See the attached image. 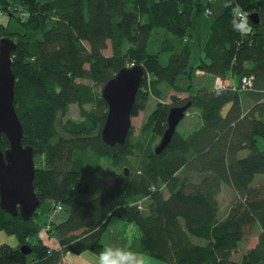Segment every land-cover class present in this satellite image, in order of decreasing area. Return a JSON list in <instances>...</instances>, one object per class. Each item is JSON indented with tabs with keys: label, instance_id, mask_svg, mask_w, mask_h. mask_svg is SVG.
<instances>
[{
	"label": "trees",
	"instance_id": "obj_1",
	"mask_svg": "<svg viewBox=\"0 0 264 264\" xmlns=\"http://www.w3.org/2000/svg\"><path fill=\"white\" fill-rule=\"evenodd\" d=\"M193 2L0 0V13L18 26L10 32L0 25V39L11 37L16 44L14 109L22 144L32 149L39 208L47 202L43 222L37 210L24 221L0 208V233L17 241L16 248L0 246V264H63L68 252L100 254L113 218L134 223L138 253L164 264H264V0H226L199 49L200 63L190 67ZM237 5L247 17L257 15L256 25L247 18L250 32L234 30V22L240 23L233 13ZM151 45L156 53H149ZM108 48L110 56L103 54ZM161 55H168L165 66ZM135 66L144 75L131 117L146 108L149 97L158 100L142 135L161 137L175 106L189 103L187 112L196 111L200 119L188 136L175 132L160 154L132 141V126L123 145H105L100 132L106 111L91 108L96 97L107 109L99 87ZM181 76L186 87L176 85ZM244 77L251 87L240 91ZM194 78L204 81L196 91ZM216 79L229 84L215 88ZM243 97L252 101L247 111ZM72 105L79 108V120H63ZM8 148L2 136L0 149ZM106 165L112 170L105 171ZM99 174L100 194L83 200L90 192L86 180ZM223 185L235 198L219 217ZM56 205L62 206L56 212L61 216L49 217ZM255 226L256 245L231 261ZM42 228L57 238V248L37 238ZM21 246L31 253L24 255Z\"/></svg>",
	"mask_w": 264,
	"mask_h": 264
},
{
	"label": "water",
	"instance_id": "obj_2",
	"mask_svg": "<svg viewBox=\"0 0 264 264\" xmlns=\"http://www.w3.org/2000/svg\"><path fill=\"white\" fill-rule=\"evenodd\" d=\"M252 24H258L257 15H248ZM14 41L0 39V142L4 136L9 148L0 149V208L11 216L28 221L36 213L40 201L34 191L35 165L32 149L22 144L23 129L14 109L15 77L12 72ZM144 75L142 66L118 71L101 90L107 105L106 117L100 132L102 142L109 146L123 145L131 129V114L136 94ZM190 104L172 107L167 115V127L154 148L160 154L169 144L180 121L186 116ZM124 174L128 175L127 169ZM19 250L29 255L31 250L21 246Z\"/></svg>",
	"mask_w": 264,
	"mask_h": 264
},
{
	"label": "rangeland",
	"instance_id": "obj_3",
	"mask_svg": "<svg viewBox=\"0 0 264 264\" xmlns=\"http://www.w3.org/2000/svg\"><path fill=\"white\" fill-rule=\"evenodd\" d=\"M226 0H211L210 1V12L211 15H206L205 14V8L207 6L208 0H194L193 2V12H192V22H193V27L192 29L189 30V34L193 35L194 38H187V44L190 48L191 52V58H190V67H196L200 63V58L202 54L200 53L199 49L201 46H203V43L209 33L211 23L218 18L224 8ZM0 25L7 26L8 30L10 32H18V26L14 20H11L9 22V18L6 15H3L0 13ZM11 38V37H8ZM158 38V36L156 37ZM157 46H159V43H157ZM158 51L157 47H154V45H151L149 48V53H156ZM103 54L106 56H110V48L106 49L103 51ZM168 55H161L160 56V61L161 63L165 66L167 63ZM198 75L199 72H197ZM197 75V76H198ZM200 79V78H199ZM197 79L194 78L192 81V89L193 91H196L197 89H200V86L204 83L202 79ZM206 85H208V81L205 82ZM234 86H236V82L233 81ZM188 84V80L181 76L177 79L176 85L179 87H186ZM211 87V85H210ZM214 87V86H213ZM101 90L102 86L99 87L98 93L101 97ZM169 95H175L179 96L181 99L186 98V94H174L173 92H169ZM102 99V97H101ZM243 109L244 111H247L249 109L250 105L252 104V101H250L249 98H244L243 97ZM95 103H92L91 108L98 111L99 113H102L103 111L107 113V109L103 108L100 100L97 99L96 97L94 98ZM103 100V99H102ZM104 101V100H103ZM158 100L149 97V100L147 101L146 108L141 111L137 117L132 118L131 120V125L133 129V136H132V141H140L143 145H151L153 148H155L159 142L161 137H154L150 133H146L144 135L141 134V128L143 123L146 121L150 113L155 109V106L157 104ZM167 103H169V100H167ZM87 108H90L87 106ZM74 120L78 121L79 120V108L77 105H72L69 107L67 114L63 118V120ZM262 120L264 121V116L262 117ZM200 125V119L198 116V113L194 110H190L189 112H186V116L180 121L176 128V132L183 136L186 137L188 136L191 132H193L195 129L198 128ZM264 144L263 140H260V146ZM245 154V153H244ZM127 168V166H124ZM112 170L110 166L106 165L105 171L106 170ZM260 177L257 178L255 184H257L260 181ZM86 182L89 183L90 185V192L88 194L82 195L83 200H90L95 197H97L100 192L101 188L103 186V180L101 174L95 175L93 178H90L86 180ZM163 191L162 193L166 196L165 189L162 188ZM234 193L231 190V188L227 186H222L221 187V193L218 196V203H219V217H223L225 213L229 210V207L232 205L234 202ZM46 203H44L40 208L38 207L37 212L42 213L39 214V221L43 222V220L46 219L45 213H43V210H45ZM60 213V212H59ZM59 213H56L52 211L50 213L49 217H55V216H61ZM64 213V212H62ZM65 213L66 210H65ZM65 214H63V217ZM260 233V228L258 226H255L252 228L250 232H247V234L243 237L241 243L239 244L238 252L232 255L231 261L237 262L241 258V254H243L246 250L254 247L257 243L258 240V235ZM38 239L44 240L46 245H48L50 248L54 249L58 247V242L57 238L55 236H50L48 232H46L43 228L40 230L38 233ZM136 238L139 239L138 237V231L134 223H123L122 221H119L116 218H113L109 224L108 231L102 239V243H104V249L102 252H104L106 249H120L124 252L131 253L132 250L128 247L130 246L131 242H134ZM202 244H205L204 241H201ZM2 244H6L12 248H16L17 246V241L14 236L7 235L3 232L0 233V246ZM122 247H117L121 246ZM101 252V253H102ZM100 253V254H101ZM100 254H93L90 252H83L81 254H74L71 252L66 253V256L64 258L63 264H98ZM134 257L135 255L132 254ZM139 257V256H138ZM141 257V255H140Z\"/></svg>",
	"mask_w": 264,
	"mask_h": 264
},
{
	"label": "clouds",
	"instance_id": "obj_4",
	"mask_svg": "<svg viewBox=\"0 0 264 264\" xmlns=\"http://www.w3.org/2000/svg\"><path fill=\"white\" fill-rule=\"evenodd\" d=\"M230 4H226L225 7H230ZM235 17H239L241 23L234 22V30L241 32L242 34L250 32L251 28L248 27L247 14L244 13L239 5L233 9ZM98 264H140L131 253L124 252L120 249H106L100 254Z\"/></svg>",
	"mask_w": 264,
	"mask_h": 264
},
{
	"label": "built area",
	"instance_id": "obj_5",
	"mask_svg": "<svg viewBox=\"0 0 264 264\" xmlns=\"http://www.w3.org/2000/svg\"><path fill=\"white\" fill-rule=\"evenodd\" d=\"M210 1L211 0H208V2H210ZM205 14L210 15L209 8L205 9ZM239 21H240V19H239ZM240 23H241V21H240ZM228 84H229V81H224L221 79H216V82H215V86L217 88H224V87L228 86ZM250 87H251V79L247 78V77L242 78L241 82H240V91H247L250 89ZM152 189L154 190V188H152ZM61 210H62V206H60V205H56L54 207V212H60Z\"/></svg>",
	"mask_w": 264,
	"mask_h": 264
},
{
	"label": "crops",
	"instance_id": "obj_6",
	"mask_svg": "<svg viewBox=\"0 0 264 264\" xmlns=\"http://www.w3.org/2000/svg\"><path fill=\"white\" fill-rule=\"evenodd\" d=\"M207 7V6H206ZM206 9V8H205ZM209 9H210V7H209ZM210 15H211V12H210ZM193 36V35H192ZM208 36V35H207ZM193 38H194V36H193ZM207 38V37H206ZM206 40V39H205ZM205 42V41H204ZM200 74V73H199ZM198 75V74H197ZM202 75V74H201ZM201 75H198V76H200L201 77ZM215 82H216V80L214 81V87L215 88H217L216 86H215ZM63 218V217H62ZM123 245H121V246H118V247H122ZM131 250H132V254L133 255H135L134 256V258L136 259V260H138L139 262H140V264H164V263H161V262H159V261H157V260H154V259H152V258H149V257H146V256H143V255H141V257H140V254L138 253V238H136V244H135V241H134V243L133 242H131L130 243V246H128ZM55 249V248H54ZM139 256V257H138Z\"/></svg>",
	"mask_w": 264,
	"mask_h": 264
},
{
	"label": "bare ground",
	"instance_id": "obj_7",
	"mask_svg": "<svg viewBox=\"0 0 264 264\" xmlns=\"http://www.w3.org/2000/svg\"><path fill=\"white\" fill-rule=\"evenodd\" d=\"M134 243V242H133ZM135 244H136V240H135Z\"/></svg>",
	"mask_w": 264,
	"mask_h": 264
}]
</instances>
